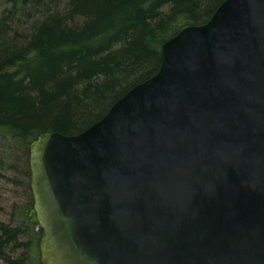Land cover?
<instances>
[{
  "label": "water",
  "instance_id": "95a60500",
  "mask_svg": "<svg viewBox=\"0 0 264 264\" xmlns=\"http://www.w3.org/2000/svg\"><path fill=\"white\" fill-rule=\"evenodd\" d=\"M161 56L31 142L40 264H264V0H223Z\"/></svg>",
  "mask_w": 264,
  "mask_h": 264
},
{
  "label": "trees",
  "instance_id": "16d2710c",
  "mask_svg": "<svg viewBox=\"0 0 264 264\" xmlns=\"http://www.w3.org/2000/svg\"><path fill=\"white\" fill-rule=\"evenodd\" d=\"M10 1L11 12L0 19V132L29 153L42 132L76 133L101 118L157 71L165 40L186 23L207 20L223 0ZM27 4L39 19L21 22L22 32L9 20ZM27 218L29 241L21 223L0 221L7 264H24L15 251L27 244L39 249L34 207Z\"/></svg>",
  "mask_w": 264,
  "mask_h": 264
},
{
  "label": "rangeland",
  "instance_id": "374dc122",
  "mask_svg": "<svg viewBox=\"0 0 264 264\" xmlns=\"http://www.w3.org/2000/svg\"><path fill=\"white\" fill-rule=\"evenodd\" d=\"M11 6L10 0H0V19L11 12ZM29 16L32 22L39 19L34 7L27 4L23 9H19L16 15H12L9 21L23 32L24 26L20 23L23 22L25 25L29 21ZM29 158L30 150L27 153L14 139L0 132V162H3L2 165L0 163V221L10 224L21 223L25 233L22 237L25 241H29L30 234H33L32 228H26L30 223L27 211L33 207ZM15 256L22 257L24 264H40V250L34 246L32 248L30 244L16 250ZM0 264L7 263L0 259Z\"/></svg>",
  "mask_w": 264,
  "mask_h": 264
}]
</instances>
